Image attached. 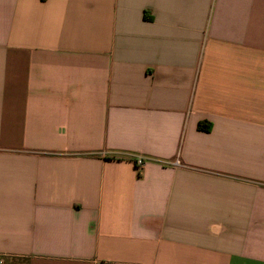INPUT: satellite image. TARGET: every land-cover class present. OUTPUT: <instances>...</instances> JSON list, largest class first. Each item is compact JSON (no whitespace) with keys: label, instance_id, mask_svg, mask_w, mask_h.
Returning <instances> with one entry per match:
<instances>
[{"label":"crops","instance_id":"0c3cea01","mask_svg":"<svg viewBox=\"0 0 264 264\" xmlns=\"http://www.w3.org/2000/svg\"><path fill=\"white\" fill-rule=\"evenodd\" d=\"M0 259L264 264V0H0Z\"/></svg>","mask_w":264,"mask_h":264},{"label":"built area","instance_id":"2783aa9c","mask_svg":"<svg viewBox=\"0 0 264 264\" xmlns=\"http://www.w3.org/2000/svg\"><path fill=\"white\" fill-rule=\"evenodd\" d=\"M136 165L139 170L142 169L145 166V159L143 157H137ZM0 264H3L2 259H0Z\"/></svg>","mask_w":264,"mask_h":264}]
</instances>
